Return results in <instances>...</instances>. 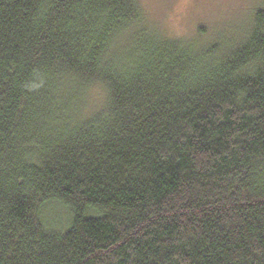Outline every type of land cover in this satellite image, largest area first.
I'll return each mask as SVG.
<instances>
[{
	"label": "trees",
	"instance_id": "obj_1",
	"mask_svg": "<svg viewBox=\"0 0 264 264\" xmlns=\"http://www.w3.org/2000/svg\"><path fill=\"white\" fill-rule=\"evenodd\" d=\"M201 36L0 0V264H264V7Z\"/></svg>",
	"mask_w": 264,
	"mask_h": 264
},
{
	"label": "rangeland",
	"instance_id": "obj_2",
	"mask_svg": "<svg viewBox=\"0 0 264 264\" xmlns=\"http://www.w3.org/2000/svg\"><path fill=\"white\" fill-rule=\"evenodd\" d=\"M148 25L174 37L194 38L202 30L204 43L232 44L251 29L264 0H140ZM64 210L47 212L46 225L65 227Z\"/></svg>",
	"mask_w": 264,
	"mask_h": 264
}]
</instances>
